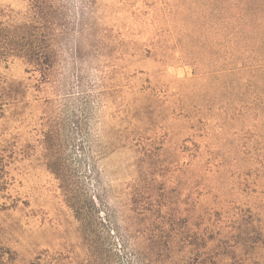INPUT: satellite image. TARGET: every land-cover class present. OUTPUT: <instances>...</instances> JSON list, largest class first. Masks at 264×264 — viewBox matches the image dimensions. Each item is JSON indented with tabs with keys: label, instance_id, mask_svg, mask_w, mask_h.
Returning a JSON list of instances; mask_svg holds the SVG:
<instances>
[{
	"label": "rangeland",
	"instance_id": "obj_1",
	"mask_svg": "<svg viewBox=\"0 0 264 264\" xmlns=\"http://www.w3.org/2000/svg\"><path fill=\"white\" fill-rule=\"evenodd\" d=\"M232 2L97 0L117 87L102 125L118 132L97 160L117 213H128L130 186L152 189L153 210L138 221L184 223L218 264H264V32L262 41L236 44ZM29 3L0 0L24 12ZM0 76L23 81L27 92L0 120V264H32L46 250L88 264L41 140L55 91L20 58L0 62ZM166 242L161 264L192 254Z\"/></svg>",
	"mask_w": 264,
	"mask_h": 264
},
{
	"label": "trees",
	"instance_id": "obj_2",
	"mask_svg": "<svg viewBox=\"0 0 264 264\" xmlns=\"http://www.w3.org/2000/svg\"><path fill=\"white\" fill-rule=\"evenodd\" d=\"M29 2L25 12L0 6V62L23 59L29 69L40 74L41 82L50 84L55 91L53 98L46 99L49 113L41 140L47 165L58 178L66 202L79 222L88 247L85 261L161 264L165 256L159 250L166 239L164 245L170 252L181 245L193 250L177 264H218L211 253L201 251L197 245L201 235L192 234L184 223L172 219L154 225L137 220L153 210L152 189L130 186L128 213L122 215L109 204L108 193L101 189L99 148L101 144L112 145L111 139L118 132L115 127L108 130L107 122L102 125V112L112 104L110 96L117 87L109 65L104 63L108 39L100 27L97 0H88L84 6L75 0ZM231 8L236 24L235 43L262 41L264 0H233ZM26 93L23 81L0 76V120L10 106L25 103ZM131 143L140 148L138 141ZM5 173V159L0 155V184ZM32 264L76 262L63 251L46 250Z\"/></svg>",
	"mask_w": 264,
	"mask_h": 264
}]
</instances>
